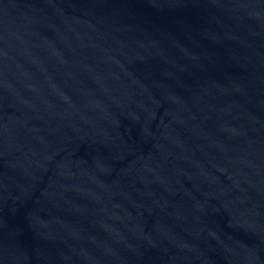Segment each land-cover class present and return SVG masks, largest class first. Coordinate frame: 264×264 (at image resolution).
<instances>
[{
    "label": "water",
    "instance_id": "water-1",
    "mask_svg": "<svg viewBox=\"0 0 264 264\" xmlns=\"http://www.w3.org/2000/svg\"><path fill=\"white\" fill-rule=\"evenodd\" d=\"M0 264H264V0H0Z\"/></svg>",
    "mask_w": 264,
    "mask_h": 264
}]
</instances>
